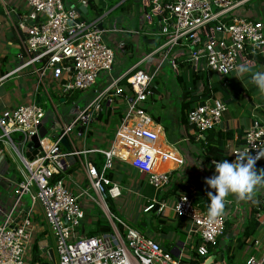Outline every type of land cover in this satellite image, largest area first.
<instances>
[{
    "label": "built area",
    "instance_id": "obj_1",
    "mask_svg": "<svg viewBox=\"0 0 264 264\" xmlns=\"http://www.w3.org/2000/svg\"><path fill=\"white\" fill-rule=\"evenodd\" d=\"M137 1L142 17L139 32L144 28L143 36L154 39L157 45L117 76L110 73L117 52L125 51V41L113 47L106 37L125 30L119 29L115 21L105 27L102 18L106 13L91 20L82 18L87 0L68 6L63 0L16 1L24 6L16 25L23 36L19 38V63L13 72L25 70L34 82L32 93L13 108L0 111V157L4 151L15 154L23 174L8 207L0 206V264H26L37 233V210L51 236L57 264H183L179 257L131 226L126 217L108 208V199L121 200L126 206L131 197H125L126 192L107 173L123 163L143 175L155 193L167 191L173 177L170 170H161L160 166L165 162L179 166L183 156L175 146L161 148L158 131L148 127L152 121L144 105L154 93L153 81L160 67L169 64L178 75L181 62L188 64L192 72L209 71L219 79L226 78L240 66H251L254 57L264 55V21L240 12L248 0ZM152 55L160 59L153 71L139 69ZM102 74L108 75V83L94 88L82 108L74 105L76 112L68 121L55 106L54 114L48 117L36 99L38 93L51 101L52 97L61 100L72 92L85 91ZM116 100L126 103V109L110 146L103 149L88 145L86 140L91 137L94 123L100 122L104 104ZM225 111L224 101L211 93L190 108L187 123L199 137L220 126ZM254 117L244 129L241 142L227 146L231 161L241 152L260 157L256 163L263 159L264 117ZM46 120L52 126L58 125V136L52 135L55 127L48 135ZM41 125L47 130L43 137L38 136ZM35 135L38 151L23 155L20 145ZM63 137L68 140L69 152L61 143ZM95 154L102 156L100 169L93 162ZM71 167L83 175H66ZM92 201L104 212L110 231L89 236L80 227L85 216L82 204ZM208 205L207 200L195 203L191 195L178 193L168 206L175 218L188 223V235L198 242L195 253L203 258L199 264H206L213 256L211 249L218 247L227 220L223 212L214 223H208ZM166 207L164 201L146 199L142 212L164 214ZM248 250L244 264H264V233L249 240Z\"/></svg>",
    "mask_w": 264,
    "mask_h": 264
},
{
    "label": "crops",
    "instance_id": "obj_2",
    "mask_svg": "<svg viewBox=\"0 0 264 264\" xmlns=\"http://www.w3.org/2000/svg\"><path fill=\"white\" fill-rule=\"evenodd\" d=\"M16 1L18 0H0V78L7 75L5 78L3 77V79L0 82V111L13 108L19 103L20 99H24L25 95H27L29 92L32 93L31 87L34 82V77L29 75L25 70L22 72H13V69L16 68L17 64L19 63L17 56L22 52V48L19 43V38L20 36H23L22 32L19 30V28L16 27V25L18 20V14L24 10V6H22L21 3L18 4ZM122 1H120L118 4H120ZM4 2L7 3L5 6L3 5L5 4ZM76 2L77 1H73L71 3H68V5L70 4L72 5ZM262 4L264 6V2H262ZM115 6H117V4ZM112 9L114 8H111L105 13L108 15V13L112 11ZM240 12L249 16H254L255 18L262 19L264 21V10H262L261 8L259 9L257 8L253 11L250 10L245 11L242 6ZM83 13L87 14L86 10H84ZM107 15L105 16L107 17ZM109 23L110 22H108L107 24ZM141 26H142V21H139V29ZM119 29H121V27ZM123 29L125 30V32L123 33L120 32L110 33L106 37L108 44L113 47L115 46V44H117L118 41L120 40L125 41V51L123 53L117 52L116 57L119 56V58L124 59L125 55H128L129 57H134L140 54L143 55V51L146 50L144 47L146 46V44H145V40L143 41V33H142L144 28H142V31L140 32L137 27L132 29L131 28L130 29L123 28ZM131 31H135V34L132 33ZM15 45L18 47V51L13 56L10 54V47ZM146 54L148 53L146 52L145 55ZM259 56L261 59L264 60V55H259ZM151 57H153L154 59H150ZM138 58H140V56H138ZM261 59L260 61H257V59L254 57L255 61H253V64L251 66L246 67L248 70L243 73H239L238 71H236L223 79H219L217 77L218 89L214 92L215 96L220 97L223 101H226L225 96L229 97L230 99L228 101H232L233 108L235 111V117L233 116V118H229V117L225 118L224 120H222V124L216 128L217 130L220 131L229 130L232 133V137L225 141L224 149L227 157H228L227 146H232L233 144H238L241 142L243 131L246 127L250 125L252 119L255 118L254 115L257 114L260 115L261 117H264V94H262L257 89V87L252 83V76L254 73L264 72V62L261 61ZM159 60L160 59L157 55H152L147 59H145L141 64V66L146 62H149L150 63L148 64L149 71L151 72L158 65ZM137 61L133 62L126 69L131 67ZM117 65L122 66L123 64L121 62L118 63ZM164 65L166 64H163L160 67V70ZM140 67L138 68L141 69ZM206 76L211 85L213 82L209 78L208 72H206ZM12 77L16 78V82L18 85V88H16L14 91H11V89L8 87L9 79ZM106 77H107V81H105L102 84L103 87L108 83L107 74ZM181 84L183 85V82ZM212 85L217 86V84L214 83ZM153 89H154L153 95L148 98H150L153 101V103L155 100L157 102H160L161 106L164 107L162 104V100L165 95H162L160 94V92H158L156 85H154ZM182 90H183V86H182ZM223 90H225V94ZM182 92L183 91H181L180 93L181 105L186 100L185 98H183ZM122 104L123 102H121L120 100L114 101V103L111 105L104 104L102 111L104 117L102 119H99L100 122L98 123L96 122V124L94 123L93 130L90 131V136L93 142L92 147L94 146L105 149L110 146L112 140L107 141V139L100 131V129L103 128L104 126L107 127L109 121L116 115L120 120L123 111H119V108ZM181 105L179 106V109L177 107L174 108L172 113L170 114L167 112V110L165 113L164 110L165 108H162V114L164 113V117L169 120L171 126L174 128L172 131L174 135L170 136V139L172 138V140H170L169 144L166 143V140L168 139V136L166 134V127L163 126L161 123L162 115L151 114L146 108L147 114L150 116L152 121L148 127H150L153 130L156 129L158 131V137H159L158 144H160L162 149L169 150V148L177 144L181 146L180 155L183 156V163L179 166L172 165L171 163H169L168 166H163L168 164V162H165L162 163L161 170L171 171V175L173 177V183L178 184L179 187L178 193H187L193 197L195 203H202L203 200L209 201L207 195L209 191H213L214 193V190L210 189L208 185L205 183V179L211 177L214 174L215 162L212 161L211 159L205 160L203 158L202 148L199 141L197 140L198 135L188 123L185 124L182 121L183 117L181 112L182 111ZM75 112H76V108L73 107L70 114L69 112L67 113V115L61 114L63 120L68 121V119L73 114H75ZM46 122L49 124L47 130L50 133H53L54 127L55 130H58L57 124H54L52 126L50 121L46 120ZM77 146L78 145L76 144V147ZM5 154H8L9 157H12L13 160L16 161L14 162L17 164V168L20 172V175H23L21 173L22 172L21 165L18 162L17 157L14 156L15 154L9 151H4V153L0 157V187H3L6 190V192L0 191V206L4 209H6L8 207V204L10 203L15 185L17 184L18 181L22 179L20 177L17 178L16 176H14L13 179H10L6 176L10 162L6 161ZM22 154L24 155V153ZM76 166L78 165L76 164ZM121 169L123 170L122 172H124L123 173L124 175H121L119 173ZM133 172L135 173V175H132ZM66 175H83V174L81 171H77V172L74 171V167H71L66 171ZM262 177H264V174L262 175ZM111 179L116 181L123 188V191L126 192L125 197L128 195L130 197L136 195V197H138L139 199L141 198V191L139 184L141 186L144 185L143 175H138L136 171L130 169L127 165L123 163H119L117 167L114 169V171H112ZM146 186L148 185L146 184ZM11 187H12V192L10 191ZM77 188L78 187L75 186V190ZM132 192L133 194L131 195ZM137 193H139L140 195L138 196ZM155 194L156 196L159 194L161 196L163 192L160 193L156 192ZM175 194L170 196L172 200L177 195ZM229 195H230V199L229 201H227V203L226 202L225 203L229 206L234 205L235 206L234 208L236 210H234V212L230 211L231 213H228L226 211L227 208H224V213L227 215V219H229L231 215H235L237 217L236 226L239 227L240 224L243 222L247 211H249V208L252 205V203H255L256 201H259L260 199L264 198V183L257 185L254 192L247 199H239L234 194H229ZM153 196L155 197L154 194ZM153 196L152 198H154ZM152 198L148 197L146 199H152ZM124 199L125 198H123V200ZM110 201L112 202V204L116 203L114 205V209H116L117 203L121 202L122 203L121 205L123 206V201L120 200L119 201L110 200ZM109 203L110 202L108 201L107 202L108 208H109ZM129 203H130V198L127 202L128 204L126 205L127 207L123 206L125 213L124 217L128 218L129 220H132L133 215L129 214L127 210V208L130 206ZM164 203L167 205L166 200H164ZM82 205L84 208L85 216L81 223L80 231L88 235V233L95 228L96 223L99 221L100 218H97L96 216H93L89 213L91 209L90 207L91 205H93V203L83 202ZM100 211L103 214L102 217H104V219L106 220L104 212L101 209ZM113 213L116 214L115 212ZM262 214L263 215L261 217V221L256 232L252 236H249L246 239L245 244L241 248L238 247L237 242L235 240L236 239L235 236L241 228L240 229L237 228L238 230H236V228L234 229L235 231L234 237H232V240H229V244L227 245H225L222 239L220 238L219 240L220 243L218 247L213 248V250H211V255L215 257L214 259L215 263L220 264L219 261L220 255L223 254L224 256L222 250H225L230 258L234 257L236 251L239 252L242 251L241 254H243L245 258L247 257V254L249 252L248 250L249 240H251V238H253L254 236L264 233V213ZM0 220H1V215H0ZM35 220L37 223L36 225L37 233L33 240L32 251L26 256V264H44V263L52 264L48 256V249L53 248V242L48 232L47 226L42 219V215L38 210L35 213ZM163 221H164L163 224L158 225L157 229H159V227L167 229L166 227L170 225L171 226L170 230L162 231V232L157 231L153 233L148 232V233L151 234L153 238L156 239L158 242H160L164 247L165 246L171 247L172 254L175 257H179L180 261L183 264H192V263L194 264L195 261H198L194 249L197 241L195 238L190 237L188 235L187 232L188 223L182 219L175 218L174 215L172 217L165 218V220ZM157 224L156 226L154 225L153 227H157ZM175 230H179V232H181L184 235V241L181 242L177 240L179 235ZM34 246H36L37 248L38 256L40 259L39 262L33 261ZM228 246H229V250H228ZM244 261L242 264H244ZM223 263L225 264L224 259H223Z\"/></svg>",
    "mask_w": 264,
    "mask_h": 264
},
{
    "label": "rangeland",
    "instance_id": "obj_3",
    "mask_svg": "<svg viewBox=\"0 0 264 264\" xmlns=\"http://www.w3.org/2000/svg\"><path fill=\"white\" fill-rule=\"evenodd\" d=\"M65 5L67 6L68 3H71L73 1H77V0H63ZM138 6L139 3L134 2L132 0L131 3V8L127 11H121L120 9H116V10H112L107 17H103L102 21L104 22L105 27H110L112 22H116L117 27L118 28H135L137 27L139 29V21H141L142 17L141 14L137 11L138 10ZM259 9L261 8L262 10H264V6L262 4V0H248L247 2H245V4L243 5V9L245 11L250 10L253 11L255 9ZM95 15L89 10V12L87 14L84 15V18L87 20H91L92 18H94ZM108 22H110L109 24H107ZM18 51V47L15 46H11L10 47V54L14 56L15 53H17ZM147 52V50L143 51V55H136L134 57H129L128 55H125L124 59L119 58V56L116 57V62L113 65V69L111 71V75L115 76L118 74L123 73L126 68L128 66H130L133 62L143 58L145 56V53ZM138 56H140V58H138ZM150 59H154L153 57H151ZM122 62V66L121 65H117L118 63ZM151 61V60H150ZM149 62H146L145 64H143L140 68L145 70V71H149ZM190 70L186 69V68H182L180 70V74L183 77V84L189 86L190 85ZM208 75L209 78L212 80V82L214 84L218 85V79L216 74H214L213 72H209L208 71ZM107 81V77L106 74L104 75H100L99 77H97V84L93 85L91 88L85 90V91H76V92H72L70 97L66 99L65 103H61L59 102L58 99L52 97L51 101L49 99H46L45 103H42L43 108L47 114L48 117L52 116L54 114V107L56 108V111L59 114L62 115H67V113L72 111V108L74 107V105H77L79 108H82L85 103L90 100V98L92 97V93H93V89H100L102 84ZM153 84L157 86L158 92H160V94L165 95L163 100H162V104L164 107L161 106L160 102H157L156 100L153 101L148 98L145 102L144 105L147 108V110L149 111V113L151 114H155V115H162V125L166 127V134L168 136V141L166 140V143L169 144L170 140H172V138L170 139V136L174 135L173 131V127L171 126V123L169 122L168 119H166L164 117V113L162 114V108H165V113L166 110L167 112L170 114L172 113L174 108H178L181 105V91H182V84L178 81V78L175 75V71L172 67H170L169 64L164 65L161 70H159L158 74L155 76ZM8 87L11 89V91H14L16 88H18L17 82H16V78L12 77L9 79V83H8ZM103 87V86H102ZM22 91V90H21ZM224 94H225V90H223ZM226 101H224L225 106H226V111L224 112L223 116H222V120H224L225 118H233V116L235 117V111L233 108V103L232 101H228L230 98L225 96ZM44 102V101H43ZM115 105V104H114ZM126 109V103L123 102V104L120 106L119 111H123ZM118 111V112H119ZM122 112V113H123ZM70 116V115H69ZM120 120L118 119L117 115L114 116L108 123L107 127H103L100 129V131L103 133V135L105 136V138L107 139V141H111L114 137V133L116 131V128L119 124ZM46 128L49 127V124L46 122L45 124ZM94 126V125H93ZM99 128V127H98ZM48 135H50V132H48ZM173 142V141H171ZM86 143L90 146H92V138L88 137L86 140ZM178 151L181 153L180 149L181 146L179 144L174 145ZM178 146V147H177ZM5 159L6 161L10 162L9 163V169L7 172V177L10 179H13L14 176H16L17 178H23V175H20V172L17 168V164L15 163L16 161L13 160L12 157H9L8 154H5ZM15 161V162H14ZM123 170L121 169L119 171V173L121 175H124L122 172ZM132 174V173H131ZM132 175H135V173L133 172ZM146 183L144 182V185H140V191H141V198L139 199L138 197H136V195L131 196L130 198V203H129V207L127 208L128 213L133 215V219L132 220H128L127 221L129 223H133L135 224H140L142 221L145 222V224L143 225L142 229L144 230V232H151L153 233V229H151L150 227L156 225L157 219L160 217L163 220H165V218L168 217H172L173 213L172 211H170L168 209V206L170 205V202L172 200V198H166L164 200H166L167 203V207L165 208V212L164 214H159L156 211H150L148 213H143L142 212V205L144 204L146 198H152L153 194L155 195L154 198H156L158 201H161L160 199V194L156 196L155 191L152 187L150 186H145ZM0 191L6 192V190L3 187H0ZM12 192V187L11 190ZM10 192V193H11ZM91 194L93 195V198H95V195L91 192ZM138 196L140 195L139 193H137ZM24 199L28 201V197L26 195H24ZM230 199V195H228L227 197H225V202L227 203V201H229ZM121 201V200H120ZM93 205H91V209H90V214L93 216H96L97 218H103L102 217V213L100 211V207L94 202ZM116 204V203H115ZM113 204V210L116 214H118L121 218H124V208L121 205L122 203H117L116 205V209H114V205ZM119 206V207H118ZM127 207V206H126ZM234 205H225L226 211L228 213L234 212V210H236L234 208ZM131 208V209H129ZM234 208V209H233ZM231 211V212H230ZM231 220L233 221L232 216H230ZM175 226V225H174ZM170 225L168 226V230H170ZM173 227V226H172ZM158 228V226H157ZM174 228V227H173ZM167 230V231H168ZM177 232V234L179 235V237L177 238L178 241H184V235L179 232V230H175ZM223 243L225 245L229 244V238L228 236L224 235L221 237ZM212 250V249H211ZM222 252L224 253V261L225 264H242L245 256L243 254H241V252L236 251V253L234 254L233 258H230L228 256V253L225 250H222Z\"/></svg>",
    "mask_w": 264,
    "mask_h": 264
},
{
    "label": "trees",
    "instance_id": "obj_4",
    "mask_svg": "<svg viewBox=\"0 0 264 264\" xmlns=\"http://www.w3.org/2000/svg\"><path fill=\"white\" fill-rule=\"evenodd\" d=\"M120 1L122 0H87L86 12L88 13L90 10L95 15V17H99V16H102L105 12H107L111 8H114L112 10L120 9L121 11H127L130 9L132 0H123L120 4H118ZM133 1L135 2L136 0H133ZM262 2H264V0H262ZM116 4L117 6H115ZM81 15H82V18H84L85 14L83 13V11L81 12ZM144 40L147 46V47L146 46L144 47L147 50V53H149L157 45V41L155 42L154 39L146 35L143 36V41ZM255 58L257 59V61H260L261 59L260 56L255 57ZM261 61L264 62L263 59H261ZM182 68L189 69V65L186 63L179 62V70H181ZM176 77L178 78V81H180L181 83L183 82V77L180 73L176 75ZM212 84L210 85L205 72H201V71H197V72L191 71L190 72V85L187 86L183 84V90H182L183 91L182 96L183 98L186 99L181 105V110H182L181 112H182V117H183L182 121L185 124L187 123L186 114L190 110V108H192L198 102H203L207 97L211 96V93H214L218 89V85L214 86ZM200 87H202L201 92H199ZM70 95H65L64 97H62L64 100V103L66 102V99L70 97ZM36 99L38 102L41 103V105L42 103L46 102V100L40 95V93L36 95ZM103 117L104 116L101 113L98 119H102ZM231 137H232V133L229 130L220 131L215 128L213 130L203 132L197 139L202 148L203 158L205 160L211 159L214 162L222 161L225 159L231 162L230 159L226 156L225 149H224L225 141L227 139H230ZM93 162L95 163L96 167L100 169L102 165V156L100 154H95V156L93 157ZM254 167L257 173H259L261 170H264V157L261 161L257 162ZM260 174L263 175L264 173H260ZM107 175L111 177L112 172H108ZM178 189H179L178 184L172 183L170 187H168L167 191L163 192V194L160 196L161 198L160 200L164 201V199L169 198L175 193L178 194ZM108 201L110 202L109 203L110 210L114 212L112 202L110 201V199H108ZM262 213H264V198L260 199L259 201H256L255 203H252V205L249 208V211H247L244 217L243 222L240 224V226L238 225L239 227L236 226L237 217L235 215H231L233 218V221H230L231 218L226 220L224 235L228 236L229 240H232V237H234V233H235L234 229L236 228V230H238L237 228L239 229L241 228L235 236L237 245L238 247L241 248L245 244L246 239L249 236H252L256 232L260 224L261 217L263 215ZM157 222L159 223L157 224L158 226L160 224H163L164 221L162 218L159 217L157 219ZM144 224H145L144 221H142L140 224H135V225H134V222L130 223L131 226H133L134 228H136L137 230H139L146 236L154 239L151 234H149L148 232L147 233L144 232V230L142 229ZM150 228L153 229V232H157V231L162 232V231L168 230V227H166L167 229H164L162 227H159V229H157V227H153V226ZM105 231H110V227L103 217L102 219L101 218L99 219V221L96 223L95 228L91 230L88 233V235L89 236L96 235L98 233L105 232ZM154 240L158 242L156 239ZM158 243L162 246L163 249L171 252V247H168V246L164 247L160 242ZM228 250H229V246H228ZM196 258L198 261H195L194 264H199L203 260V258H200L197 255H196ZM33 261L34 262L40 261L36 246H34Z\"/></svg>",
    "mask_w": 264,
    "mask_h": 264
},
{
    "label": "clouds",
    "instance_id": "obj_5",
    "mask_svg": "<svg viewBox=\"0 0 264 264\" xmlns=\"http://www.w3.org/2000/svg\"><path fill=\"white\" fill-rule=\"evenodd\" d=\"M248 69L244 66L237 68L239 73ZM252 83L264 94V72H256L252 76ZM63 99L59 100L62 102ZM258 156H252L241 152L229 162L227 159L215 162L214 174L205 179V183L213 191L207 193L209 205L207 208V222L214 223L220 217L225 208V197L234 194L239 199H247L256 189L257 185L264 183V177L255 169Z\"/></svg>",
    "mask_w": 264,
    "mask_h": 264
},
{
    "label": "water",
    "instance_id": "obj_6",
    "mask_svg": "<svg viewBox=\"0 0 264 264\" xmlns=\"http://www.w3.org/2000/svg\"><path fill=\"white\" fill-rule=\"evenodd\" d=\"M86 10L85 8H82V11ZM101 27V26H99ZM55 130V129H54ZM47 130L45 129V127L43 125L40 126L39 128V133H38V136L39 137H43L45 134H46ZM53 136H58V133L56 132V130L54 131V133L52 134ZM38 136L35 135L33 137H31L27 143H25L24 145L21 144L20 145V150L24 153L25 156H29V153H36L39 149V143H38ZM61 143L63 145V147L65 148V150L67 152H69L71 150L70 146H69V143H68V140L63 137L61 139ZM48 256L52 262V264H57L56 263V257H55V254H54V251H53V248H49L48 249ZM223 259H224V256L223 254L220 255V264H223ZM214 260V257L211 256L209 259H207L206 261V264H215L213 262Z\"/></svg>",
    "mask_w": 264,
    "mask_h": 264
},
{
    "label": "bare ground",
    "instance_id": "obj_7",
    "mask_svg": "<svg viewBox=\"0 0 264 264\" xmlns=\"http://www.w3.org/2000/svg\"><path fill=\"white\" fill-rule=\"evenodd\" d=\"M169 165V163L167 164V165H163V166H168ZM161 168H162V166H160Z\"/></svg>",
    "mask_w": 264,
    "mask_h": 264
}]
</instances>
